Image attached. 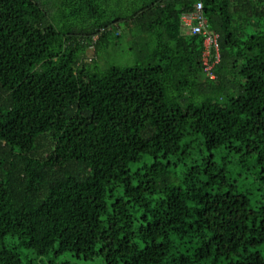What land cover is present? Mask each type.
<instances>
[{
  "label": "trees",
  "instance_id": "trees-1",
  "mask_svg": "<svg viewBox=\"0 0 264 264\" xmlns=\"http://www.w3.org/2000/svg\"><path fill=\"white\" fill-rule=\"evenodd\" d=\"M0 264H264V0H0Z\"/></svg>",
  "mask_w": 264,
  "mask_h": 264
},
{
  "label": "built area",
  "instance_id": "built-area-1",
  "mask_svg": "<svg viewBox=\"0 0 264 264\" xmlns=\"http://www.w3.org/2000/svg\"><path fill=\"white\" fill-rule=\"evenodd\" d=\"M180 24L181 27L186 28L190 34L195 35L199 33L204 36L202 65L206 75L210 79H214L215 75L212 69L220 59L218 50V34L207 29L202 3L197 2L192 10L181 13Z\"/></svg>",
  "mask_w": 264,
  "mask_h": 264
},
{
  "label": "rangeland",
  "instance_id": "rangeland-1",
  "mask_svg": "<svg viewBox=\"0 0 264 264\" xmlns=\"http://www.w3.org/2000/svg\"><path fill=\"white\" fill-rule=\"evenodd\" d=\"M50 3L51 4H54L56 3V0H50ZM58 15V14H57ZM57 23H62L61 20H58V17H57ZM183 31L184 32H188V30L186 28H183ZM128 39V36L126 37L125 40ZM87 54V60L89 58H92L94 53H93V49L92 48H89L86 52ZM106 54H108V59L116 64H132L134 62L133 58L131 55L128 54L127 51H122L118 48H110L107 52H103L101 53L100 55V59L97 61H99V66L100 67H104L105 63H106ZM89 61V60H88Z\"/></svg>",
  "mask_w": 264,
  "mask_h": 264
}]
</instances>
